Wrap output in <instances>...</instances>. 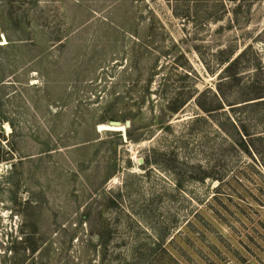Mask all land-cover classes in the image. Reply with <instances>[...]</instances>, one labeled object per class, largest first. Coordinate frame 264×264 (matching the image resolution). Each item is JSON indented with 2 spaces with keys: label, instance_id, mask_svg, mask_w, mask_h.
Listing matches in <instances>:
<instances>
[{
  "label": "rangeland",
  "instance_id": "obj_1",
  "mask_svg": "<svg viewBox=\"0 0 264 264\" xmlns=\"http://www.w3.org/2000/svg\"><path fill=\"white\" fill-rule=\"evenodd\" d=\"M262 95L264 0H0V264H264Z\"/></svg>",
  "mask_w": 264,
  "mask_h": 264
},
{
  "label": "trees",
  "instance_id": "obj_2",
  "mask_svg": "<svg viewBox=\"0 0 264 264\" xmlns=\"http://www.w3.org/2000/svg\"><path fill=\"white\" fill-rule=\"evenodd\" d=\"M246 49H244L242 52H238L239 54H235V53H231L228 55L227 58H225V60L223 61L225 63V68L223 70V72H226V74L230 77L231 73L233 72L234 69L237 68L240 60L243 58L244 54H245ZM258 100L261 101H257L254 103H250V104H246L244 106H248V105H252V106H258V105H262L264 103V96H260L259 98H257ZM256 99V100H257ZM255 100V99H253ZM208 112V110L206 111Z\"/></svg>",
  "mask_w": 264,
  "mask_h": 264
},
{
  "label": "water",
  "instance_id": "obj_3",
  "mask_svg": "<svg viewBox=\"0 0 264 264\" xmlns=\"http://www.w3.org/2000/svg\"><path fill=\"white\" fill-rule=\"evenodd\" d=\"M110 125L113 126V127H115V126H119V125H121V124L118 123V122H112ZM130 125H131V123H130V122H127V123H126V128H129Z\"/></svg>",
  "mask_w": 264,
  "mask_h": 264
},
{
  "label": "bare ground",
  "instance_id": "obj_4",
  "mask_svg": "<svg viewBox=\"0 0 264 264\" xmlns=\"http://www.w3.org/2000/svg\"><path fill=\"white\" fill-rule=\"evenodd\" d=\"M110 127H112V128H113V130H119V129H122V128H123V126H122V125L115 126V127H113V126H110ZM112 128H109V129H112ZM115 128H116V129H115Z\"/></svg>",
  "mask_w": 264,
  "mask_h": 264
}]
</instances>
